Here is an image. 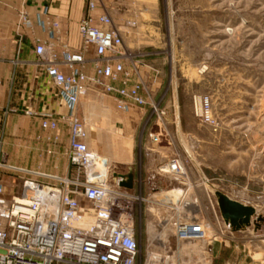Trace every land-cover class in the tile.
<instances>
[{
	"label": "rangeland",
	"instance_id": "obj_1",
	"mask_svg": "<svg viewBox=\"0 0 264 264\" xmlns=\"http://www.w3.org/2000/svg\"><path fill=\"white\" fill-rule=\"evenodd\" d=\"M136 7L145 13L148 27L120 30L152 99L166 111L164 125L157 124L149 106L131 113L108 109L105 119L95 97L83 99L78 116L85 119L91 149L109 159L114 173L133 175L132 193L145 199L133 204L138 262L264 264V0H146ZM106 120L131 128L109 129ZM162 132L158 142L151 138ZM0 135L9 165L64 175L67 124L57 132L45 131L37 117L1 113ZM56 136L60 160L34 161L31 140L49 144ZM124 141L131 151L127 157L122 156ZM174 158L182 161L186 176L159 175ZM69 173H74L72 166ZM2 179L8 197L20 193L24 179L52 183L9 169ZM218 192L254 209L247 227L236 231L226 224ZM194 199L193 209L184 206ZM173 202L179 210L171 209ZM190 210L205 223L210 240H176L174 223Z\"/></svg>",
	"mask_w": 264,
	"mask_h": 264
},
{
	"label": "built area",
	"instance_id": "obj_2",
	"mask_svg": "<svg viewBox=\"0 0 264 264\" xmlns=\"http://www.w3.org/2000/svg\"><path fill=\"white\" fill-rule=\"evenodd\" d=\"M106 1L111 0H86V15L78 23L81 48L77 51L68 42L57 51L58 43L67 40L68 32L48 7L35 14V22L28 11L19 13L20 45L24 28L32 35L36 29L46 35L45 39L33 38L32 64L50 80L66 107V112L59 115L30 109L24 114L39 118L45 131L57 132L61 123L67 124L69 138L63 154L74 173L72 177H63L9 165L8 155L2 149L4 138L0 135V264H139L141 260L133 204L145 199L141 193H132L136 179L133 189L124 187L122 183L127 181V176L114 173L109 159L91 149L87 125L78 116V110L81 98L97 91L110 97L121 113L149 106L161 127L166 111L152 99L151 90L140 74L139 61H133L126 51L122 27L115 24ZM99 6L103 13L95 18L91 13ZM92 48L95 56L88 60L86 53ZM209 103V100L204 102L206 106ZM212 120L209 118L208 122ZM160 135L163 132L152 134L151 138L158 142ZM49 141L56 145L59 138ZM7 169L45 177L52 183L24 179L20 193L8 197L2 179V172ZM157 173L186 176L179 158L172 159ZM138 181L142 189V179ZM182 189L185 194L186 189ZM197 203L194 199L186 201L184 206L193 209ZM171 209L179 210L174 202ZM174 227L179 242L208 240L205 223L192 217L191 210Z\"/></svg>",
	"mask_w": 264,
	"mask_h": 264
},
{
	"label": "crops",
	"instance_id": "obj_3",
	"mask_svg": "<svg viewBox=\"0 0 264 264\" xmlns=\"http://www.w3.org/2000/svg\"><path fill=\"white\" fill-rule=\"evenodd\" d=\"M145 2L146 0H111L106 1L105 4L115 24L121 25L122 29H142L147 24L144 20L145 13L137 7L134 9V6ZM44 7L50 9L51 14L60 20L62 29L68 32L67 40L63 39L58 43L57 51L60 52L66 42L71 45L74 51L81 48L78 23L86 15V0H0V114L5 116L9 113L18 115L21 112L24 114L27 109L55 115L66 112V107L58 98L57 91L50 80L32 64L35 60L33 38L36 36L45 39L46 35L40 29H36L35 34L32 35L29 29L24 28L21 30L24 38L20 45L18 29L20 11H28L35 22V14ZM102 13L103 8L99 6L91 14L97 18ZM94 56L93 48L86 53L88 60L93 59ZM88 69L90 72L92 71L91 66ZM51 87L52 90H50ZM90 92L93 93H87L81 98V102L86 97L100 98L99 103L103 108L99 105V111L107 119L106 117L110 116L108 111L116 110L113 100L100 92ZM32 93L34 94L32 95ZM116 115L117 118H123L120 114L116 113ZM10 118L8 116L6 120L8 121ZM14 119L13 117L12 120ZM82 120L85 121V119ZM106 125L109 129L116 127L121 131L131 128L129 123L121 125L119 122L108 120H106ZM122 146L127 148L122 156H129L131 151L128 149V144L124 141ZM52 149H54L53 157L49 156L48 152ZM30 150L33 152V160L39 164L42 159L49 161L53 158V162L60 160L61 154L58 153L57 146L53 143L47 144L46 141L31 140ZM57 165L54 168L57 169ZM70 166L69 164L65 167L63 177L73 176V173H69ZM38 168L41 169V167ZM58 173L53 175H59ZM211 252L213 253V250Z\"/></svg>",
	"mask_w": 264,
	"mask_h": 264
},
{
	"label": "water",
	"instance_id": "obj_4",
	"mask_svg": "<svg viewBox=\"0 0 264 264\" xmlns=\"http://www.w3.org/2000/svg\"><path fill=\"white\" fill-rule=\"evenodd\" d=\"M119 176L125 177V175ZM122 185L128 189H133V175H127V181L123 182ZM217 197L221 214L227 225L238 231L250 224L251 217L255 214L253 208L234 201L220 192L217 193Z\"/></svg>",
	"mask_w": 264,
	"mask_h": 264
},
{
	"label": "bare ground",
	"instance_id": "obj_5",
	"mask_svg": "<svg viewBox=\"0 0 264 264\" xmlns=\"http://www.w3.org/2000/svg\"><path fill=\"white\" fill-rule=\"evenodd\" d=\"M155 196H158V194L156 193V194H154ZM174 197V196H173ZM205 227H206V225H205ZM208 234H209V232H207V230H206V235H207V238H208ZM164 236V235H163ZM218 236V233H215V235H213V237H217ZM208 240H210V239H208ZM159 257L157 256V257H155V259H156V262H158L159 260H161V259H158Z\"/></svg>",
	"mask_w": 264,
	"mask_h": 264
}]
</instances>
